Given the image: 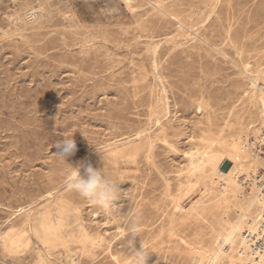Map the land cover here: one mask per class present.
<instances>
[{
  "label": "rangeland",
  "instance_id": "374dc122",
  "mask_svg": "<svg viewBox=\"0 0 264 264\" xmlns=\"http://www.w3.org/2000/svg\"><path fill=\"white\" fill-rule=\"evenodd\" d=\"M263 77L264 0H0V264H128L129 209L147 264H264ZM71 138L112 206L67 187Z\"/></svg>",
  "mask_w": 264,
  "mask_h": 264
},
{
  "label": "clouds",
  "instance_id": "9594fccd",
  "mask_svg": "<svg viewBox=\"0 0 264 264\" xmlns=\"http://www.w3.org/2000/svg\"><path fill=\"white\" fill-rule=\"evenodd\" d=\"M55 147L58 151L54 155L70 165L68 161L77 151L72 138L57 141ZM105 168V162L103 168H94L90 163L79 162L75 167L71 166L72 171L67 174V187L95 204L105 207L112 206L121 195L118 187L120 181L106 172ZM81 169H83V175H81ZM123 217L127 232L126 259L128 264H147L150 252L144 247L143 241L140 240L139 249L135 246L137 237H140L135 212L129 209L123 213Z\"/></svg>",
  "mask_w": 264,
  "mask_h": 264
},
{
  "label": "built area",
  "instance_id": "2783aa9c",
  "mask_svg": "<svg viewBox=\"0 0 264 264\" xmlns=\"http://www.w3.org/2000/svg\"><path fill=\"white\" fill-rule=\"evenodd\" d=\"M258 147L259 155L264 161V144L256 143ZM242 183L245 187H251L252 185H257L264 191V167L251 177H244ZM256 230L247 229L244 233L246 238V247L249 253L253 254L255 257H258L260 254H264V219L257 224Z\"/></svg>",
  "mask_w": 264,
  "mask_h": 264
},
{
  "label": "bare ground",
  "instance_id": "6f19581e",
  "mask_svg": "<svg viewBox=\"0 0 264 264\" xmlns=\"http://www.w3.org/2000/svg\"><path fill=\"white\" fill-rule=\"evenodd\" d=\"M27 16H28V19L29 20H34V19H36V18H38L37 16V13L35 12V11H28L27 12ZM264 78V77H263ZM258 80V79H257ZM261 95H262V93H261ZM260 97V96H259ZM258 97V98H259ZM166 100V99H165ZM258 100V99H257ZM263 100V99H262ZM260 101V100H259ZM261 108V107H260ZM261 109H263V108H261ZM260 111V110H259ZM262 111H264V110H262ZM260 113V112H259ZM263 116V115H262ZM263 118V117H262ZM230 123H228L227 125H229ZM238 126V125H237ZM239 127V126H238ZM240 129V128H239ZM243 130V129H242ZM230 131V130H229ZM219 132V131H218ZM222 131H220V133H221ZM240 132V131H239ZM232 133V132H231ZM230 133V134H231ZM238 133V132H237ZM223 134V133H222ZM219 135V134H218ZM233 135V134H232ZM240 135V134H239ZM241 135H242V133H241ZM223 136V135H222ZM225 136V135H224ZM223 136V137H224ZM220 137V136H219ZM234 138V137H233ZM239 138V137H238ZM216 140V139H215ZM218 140V139H217ZM237 140V139H236ZM240 140V139H239ZM224 141V140H223ZM222 141V142H223ZM233 141V140H232ZM231 142V141H230ZM240 143V142H239ZM238 143V144H239ZM242 143V142H241ZM210 144V143H209ZM237 143H234L233 145V147L235 148V149H238L237 147L239 146ZM210 145H212V144H210ZM214 146V145H213ZM230 146H232V145H230ZM255 146V145H254ZM209 147V146H208ZM207 147V148H208ZM219 147V146H218ZM232 147V148H233ZM241 147V146H240ZM206 148V149H207ZM243 148V147H242ZM216 149H217V147H216ZM231 149V148H230ZM241 149V148H240ZM227 150V149H226ZM239 150V149H238ZM199 151V150H198ZM228 151V150H227ZM233 151V150H232ZM240 152V151H239ZM196 153V152H195ZM207 153V152H206ZM224 153V152H223ZM234 154V153H233ZM191 155H192V153H191ZM198 155V154H197ZM237 155V154H236ZM240 155H241V153H240ZM251 155V154H250ZM217 156H218V151H217ZM243 156V155H242ZM244 157V156H243ZM191 158V157H190ZM196 158V157H195ZM198 158V157H197ZM260 158L262 159V157L260 156ZM221 159V158H220ZM241 159V158H240ZM204 160V159H203ZM208 160V159H207ZM236 160V159H235ZM244 160V158L242 159V161ZM190 161H191V159H190ZM204 161H206V159L204 160ZM254 161H255V159H254ZM262 161H263V159H262ZM207 162V161H206ZM260 162V161H259ZM197 163V162H196ZM205 163V162H204ZM246 163V162H245ZM256 163V162H255ZM214 164V163H213ZM216 164V163H215ZM236 164V163H235ZM192 165V164H191ZM198 165V164H197ZM202 165V164H201ZM204 166H205V164H204ZM256 166V165H255ZM244 167V166H243ZM242 167V168H243ZM245 167H248V165H245ZM257 167V166H256ZM193 169V168H192ZM241 169V168H240ZM195 170V169H194ZM193 171V170H192ZM194 173V172H193ZM224 176V175H223ZM213 178V177H212ZM233 178V177H232ZM212 181V180H211ZM215 182V181H214ZM215 184V183H214ZM226 185H229L228 183L226 184ZM255 185V184H254ZM255 186H257V185H255ZM257 188H259L260 190H261V192L264 194V191L260 188V187H258L257 186ZM223 189H224V187H223ZM229 189V188H228ZM236 189V188H235ZM260 190H258L256 193H251L252 194V196L253 197H251L252 198V201H251V203H250V205H249V208L250 207H252L253 205H256V203L260 206V202H261V195H260ZM226 192V191H225ZM231 192V191H230ZM234 194V193H233ZM247 195H249V194H247ZM228 196V195H227ZM224 197V196H223ZM229 197V196H228ZM234 197V196H233ZM235 198V197H234ZM251 198H248V199H251ZM263 198V197H262ZM234 200V199H233ZM263 200H264V198H263ZM238 201V200H237ZM236 201V202H237ZM239 202V201H238ZM263 202V201H262ZM238 204H240V202L238 203ZM223 205V204H222ZM225 209V208H224ZM256 209V208H255ZM223 210V209H222ZM252 210V209H251ZM258 210V209H257ZM258 212V211H257ZM256 212V213H257ZM263 212H264V209H263ZM27 213V212H26ZM259 213V212H258ZM262 214V213H261ZM254 215V214H253ZM256 215V214H255ZM224 219V218H223ZM263 219H264V216H263ZM218 220H220V219H218ZM217 220V221H218ZM225 222H227V221H225ZM229 224V223H228ZM34 225V224H33ZM224 229V228H223ZM237 231V226H233V227H231V229H230V232L228 233V235H227V237H226V242H231V240L233 239V237H234V235H235V233H238V232H236ZM238 237V236H237ZM14 240V239H13ZM19 240V239H18ZM233 241V240H232ZM49 242H50V240H49ZM233 243V242H232ZM13 244V243H12ZM234 244V243H233ZM238 244V243H237ZM219 245V244H218ZM226 245V244H225ZM239 247V246H238ZM217 248H219V246L217 247ZM235 248V247H234ZM234 248H232V249H234ZM237 248V247H236ZM232 249H231V252H232ZM223 251V250H222ZM223 253V252H222ZM240 253V252H239ZM235 254V253H234ZM237 254V253H236ZM211 255V254H210ZM246 255V254H245ZM260 255H264V254H260ZM259 255V256H260ZM244 256V255H243ZM237 258V257H236ZM261 258V257H260ZM202 260H203V258H202ZM239 261V260H238ZM255 261V260H254ZM261 261V260H260ZM199 262H200V259H199ZM213 262V261H212ZM263 262H264V260H263ZM197 263H198V261H197ZM255 263V262H254ZM230 264V263H229ZM240 264V263H239ZM244 264V263H243ZM256 264H258V263H256Z\"/></svg>",
  "mask_w": 264,
  "mask_h": 264
}]
</instances>
